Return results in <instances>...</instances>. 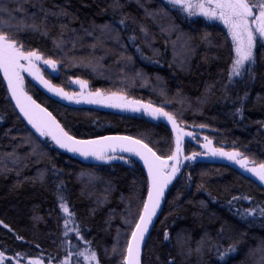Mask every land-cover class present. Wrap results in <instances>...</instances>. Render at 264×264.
<instances>
[{
	"label": "trees",
	"instance_id": "16d2710c",
	"mask_svg": "<svg viewBox=\"0 0 264 264\" xmlns=\"http://www.w3.org/2000/svg\"><path fill=\"white\" fill-rule=\"evenodd\" d=\"M41 8L68 15L49 14L44 21ZM162 8L163 0H0L4 9L0 27L13 33L22 27L16 38L26 50L37 49L45 58L59 61L56 74H50L52 70L42 62L37 65L54 86L79 93L80 86L72 81L82 79L88 82L85 93L119 92L128 99L163 107L177 117L184 132L204 142L207 136L254 165L264 163V52L256 51L255 79L230 84L231 44L229 39L225 43V30L176 11L165 15L159 11ZM121 19L126 26L120 24ZM33 24L40 30L33 31ZM65 24L68 27L62 29ZM43 31L48 34L42 35ZM54 40L62 41V47L56 48ZM25 91L76 138L130 135L163 157L174 148L172 129L143 110L85 102L65 106L26 77ZM245 92L248 95L241 101ZM193 145L183 139L185 155L200 151ZM118 155L128 163H105L62 152L18 114L0 77V221L12 229L0 225V251L14 258L12 264L17 253L23 254L20 263L41 259L48 264L53 256L59 264L66 256L62 249L70 242L74 253L95 251L99 264H118L120 257L111 255L114 237L117 229L130 235L124 220L129 218V209L135 213L139 198L146 196L147 180L134 157ZM58 185L90 245L74 232L69 234L70 241L64 237L66 214L59 207ZM260 207H264V191L227 164L209 157L183 161L143 247V264H167L170 259L176 264H217L215 249L210 254L206 243L202 254L197 253L202 238L219 240L221 250L239 240L227 264H264ZM253 209L252 215L241 218L245 210ZM165 231L170 234L167 241ZM16 234L23 240H17ZM127 235L121 237L122 247ZM69 264H85L83 255H73Z\"/></svg>",
	"mask_w": 264,
	"mask_h": 264
},
{
	"label": "snow or ice",
	"instance_id": "6c2138e0",
	"mask_svg": "<svg viewBox=\"0 0 264 264\" xmlns=\"http://www.w3.org/2000/svg\"><path fill=\"white\" fill-rule=\"evenodd\" d=\"M44 11V21L47 16L64 15L68 13L61 11L59 13H49ZM4 11V9H0ZM167 15L170 11H176L185 16V18L203 17L207 21H219L224 29H226L225 43L230 37L231 39V64L228 67L227 78L229 83L243 82L255 79L256 65V48H264V0H165V8L159 10ZM147 12V10H146ZM151 15V14H149ZM43 23V21H42ZM121 25H125L124 19L120 21ZM126 26V25H125ZM33 31H39L40 27L36 24L30 26ZM68 25H61V28H67ZM108 28V25L104 26ZM22 30V27L16 29V33ZM140 31L147 35L146 30L141 26ZM87 35L90 32L85 30ZM16 33L9 29L5 31L0 27V73L3 74L4 81L7 82L8 92L11 94V99L15 101V107L19 109L24 120L31 125L32 129L39 134L40 137L50 138L59 148L66 149L70 153L78 154L85 159L91 157L96 161L105 163L114 160H122L128 163L123 155L117 153H128L139 157L143 161L144 168L147 170L146 180V196L139 198L141 203L137 205L135 213L129 209L128 217L124 220L126 226L130 230V235L122 234L120 229H117V234L114 237V243L111 249V255L119 256L118 264H143V247L147 244V237L150 236V226L154 224V218L157 217L158 210L161 208L162 199L165 196V189L172 183L173 179L181 173V164L183 161L194 160L198 153L193 152L191 155L184 154L183 138L191 137L193 134L184 132L177 121V117L165 111L163 107H155L151 103H142L140 100L128 99L125 95L119 92H112L105 96L98 89L95 92H87L88 82L82 79H75L74 84L80 86L79 93H69L63 88L54 86L49 80L45 79L41 74L38 63L42 62L52 70L50 74L58 72V60L45 58L37 49L26 50L25 46L16 38ZM42 35H47V31H43ZM63 33H61L62 35ZM207 35V34H206ZM135 40V37H131ZM56 48H61L63 42L53 41ZM75 46V43L74 45ZM94 47V45H93ZM137 51H140L137 48ZM264 57V54H262ZM131 60V57L127 58ZM22 73H27L33 79L39 81L48 91L53 92L65 99H75L77 103L84 100L91 104H105L114 108H128L132 111H140L143 109L148 115L154 119L163 117L171 125L172 131L175 134L174 148H170V154L166 157L158 155L149 144L143 142L142 139H136L132 136H101L97 139H77L70 131L65 130V127L49 112L46 108L41 107L39 103L28 95L25 91V77ZM137 75H140L137 73ZM235 78H239L238 81ZM228 85H225L227 89ZM248 95L244 93V97L239 99L242 101ZM237 113L241 112L240 108L236 109ZM205 127V125H200ZM206 141L201 145L213 156L225 157L228 160L234 161L242 169L252 173L261 183H264V163L258 167H248L249 160L247 157H242L237 151L226 152L222 148L212 147V141L205 136ZM19 175V173H18ZM190 179V177H189ZM202 187V186H198ZM57 198L59 207L66 214L64 218V237L70 241V232H74L76 238L83 240L85 244H91L84 238L81 228L76 225L74 214L70 212L69 206L66 203V198L61 194L60 186H57ZM243 199H251L250 197H242ZM241 199V197H233V200ZM231 203V201L229 202ZM255 210H245L240 214L243 219L246 215H252ZM259 214L264 217V207L259 208ZM38 219V218H37ZM163 223V222H162ZM0 225L12 231L9 225L0 221ZM71 225V227H70ZM223 227L221 228V234ZM122 235H127L126 244L122 247L120 240ZM170 234L164 232V240L167 241ZM17 240H23L21 236L16 234ZM64 240L61 241L63 246ZM207 244L208 252L211 254L215 249L217 264H227V258L236 251L239 240L229 244L222 249L219 240H205L202 238L200 245L197 247V253L202 254L204 244ZM74 246L69 242L66 251V256L59 264H69V260L73 255H84L86 261H96L97 253L90 251L85 253H74L71 249ZM107 253L108 250L105 249ZM23 254L17 253L15 264H20V258ZM13 257L5 256L3 251H0V264H12ZM57 257L50 256L48 264H55ZM28 264H43L41 259H30ZM167 264H176L175 259H170Z\"/></svg>",
	"mask_w": 264,
	"mask_h": 264
},
{
	"label": "water",
	"instance_id": "95a60500",
	"mask_svg": "<svg viewBox=\"0 0 264 264\" xmlns=\"http://www.w3.org/2000/svg\"><path fill=\"white\" fill-rule=\"evenodd\" d=\"M28 80H30V82L38 89L40 90L43 94H45L47 97H49L50 99H52L53 101L55 102H58L60 104H63L65 106H69V107H78L79 104L85 102L84 100H81L80 103H77L75 99L73 100H68V99H65L53 92H50L48 91L42 84L39 83V81L33 79L31 76H29L27 73H22ZM0 77H1V80L4 84V87H5V90H6V93L11 101V103L13 104L15 110L18 112V114L23 118V116L20 114L19 112V109H17L15 107V101H13L11 99V94L8 92V89H7V82L4 81L3 79V74L0 73ZM65 91V90H64ZM37 102V101H36ZM38 103V102H37ZM87 103V102H86ZM40 104V103H39ZM91 104V103H89ZM41 105V104H40ZM93 105H103V104H93ZM41 107H44L41 105ZM45 108V107H44ZM123 109H128V108H123ZM143 110V109H141ZM140 110V111H141ZM144 111V110H143ZM24 119V118H23ZM159 120L162 121L163 123H165L166 125H168L171 129V125L167 122V120L163 117H159ZM58 121V120H57ZM34 130V129H33ZM35 131V130H34ZM101 136H130V135H125V134H103V135H99V136H95V137H88V138H77V139H97ZM135 138V137H133ZM137 139V138H136ZM53 142V141H52ZM54 143V142H53ZM55 144V143H54ZM56 145V144H55ZM56 147L61 150L62 152L70 155V156H73V157H78V158H83V157H80L78 154H74V153H70L68 152L66 149H61L59 148L57 145ZM232 152V151H230ZM117 154H128V153H117ZM128 155H131L132 157H134L141 165L142 167L144 168V164H143V161L139 159V157L133 155V154H128ZM213 160L217 161V162H220V163H224V164H227L228 166H230L231 168H233L234 170L238 171L240 174H242L243 176L247 177L248 179H250L251 181H253L255 184H257L263 191H264V183H261L259 181V179L254 176L252 173L250 172H247L245 169H242L238 164H236L235 162H231V160H228L227 158L225 157H221V156H217V157H214ZM259 165H254L250 160H249V164H248V167H258ZM145 170V173H146V176H147V170L144 168ZM174 180V179H173ZM173 182V181H172ZM171 184L168 185V187L165 189V196L167 194V191L169 189ZM165 196L164 198L162 199V202H161V208L158 210V214H157V217L154 218V224L156 223L157 219L159 218L160 216V213L162 211V208H163V204H164V200H165ZM154 224L152 226H150V231L151 229L153 228Z\"/></svg>",
	"mask_w": 264,
	"mask_h": 264
},
{
	"label": "rangeland",
	"instance_id": "374dc122",
	"mask_svg": "<svg viewBox=\"0 0 264 264\" xmlns=\"http://www.w3.org/2000/svg\"><path fill=\"white\" fill-rule=\"evenodd\" d=\"M163 1H165V0H163ZM194 18L201 19V20H203L204 22L209 23V24H217V25L221 26V27L224 29L223 25H222L219 21H207V20H205L203 17H193V18H191V19H194ZM224 30H225V32H226V29H224ZM228 39H229L230 44H231V39H230V37H229ZM257 49L262 50V51L264 52V48H260L259 45L257 46L255 52L257 51ZM235 80L237 81V80H239V78H235ZM228 83H229V81H228ZM232 83H233V82H232ZM232 83H230V84H232ZM183 139H185L186 141L192 142V144H194V145H193L194 148H196V149H200V151L198 150V151L196 152V153H198V155L196 156V158H199V157L207 158V157H209V158L212 159V158H214V157H217V156H213V155H211V153H209L206 149H204L203 147H201V145L205 143L203 140L198 139V138H196L195 136H192V137L185 136ZM195 146H196V147H195ZM212 147H214V148H222V149H223L224 151H226V152H230V151H232V149L223 148V147H221V146H217V145H215L214 143H212ZM191 154H192V153H190V154H188V155H191ZM71 233H72V232H70L69 234H71ZM86 255H87V254H86ZM63 260H64V259H63ZM63 260H62V261H63ZM28 261H29V260H26L25 262L20 263V264H28ZM83 262H84L85 264H93V261H86L84 255H83ZM14 264H15V263H14ZM43 264H44V263H43Z\"/></svg>",
	"mask_w": 264,
	"mask_h": 264
},
{
	"label": "flooded vegetation",
	"instance_id": "af4514ba",
	"mask_svg": "<svg viewBox=\"0 0 264 264\" xmlns=\"http://www.w3.org/2000/svg\"><path fill=\"white\" fill-rule=\"evenodd\" d=\"M50 71V70H49ZM66 91V90H65ZM66 92H69V91H66ZM69 93H73L72 91H70ZM81 101V100H80ZM77 102V101H76ZM80 103V102H79ZM86 103V102H85ZM84 104V102L83 103H81V104H79V106L80 105H83ZM231 162H234V161H231Z\"/></svg>",
	"mask_w": 264,
	"mask_h": 264
}]
</instances>
